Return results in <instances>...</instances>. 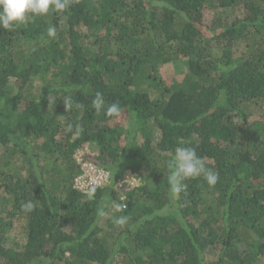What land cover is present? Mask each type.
I'll list each match as a JSON object with an SVG mask.
<instances>
[{"label": "trees", "instance_id": "trees-1", "mask_svg": "<svg viewBox=\"0 0 264 264\" xmlns=\"http://www.w3.org/2000/svg\"><path fill=\"white\" fill-rule=\"evenodd\" d=\"M179 59L188 72L171 83L160 68ZM113 103L119 117L105 114ZM87 145L112 175L92 200L74 188ZM178 146L196 149L215 186L189 179L171 195ZM127 173L142 185L123 200L115 184ZM17 225L26 241L9 247ZM118 258L264 264V0H73L0 27V264Z\"/></svg>", "mask_w": 264, "mask_h": 264}, {"label": "clouds", "instance_id": "clouds-1", "mask_svg": "<svg viewBox=\"0 0 264 264\" xmlns=\"http://www.w3.org/2000/svg\"><path fill=\"white\" fill-rule=\"evenodd\" d=\"M72 3L73 0H0V27L13 30L18 25L27 23L30 14L44 16L50 12H64L71 7ZM47 35L55 38L57 36L56 27L49 26ZM64 103L69 109L70 102L65 100ZM92 104L98 113L104 110L103 93L97 92ZM120 113L121 109L118 103L111 104L105 111L109 117H119ZM168 169L169 191L174 198H178L181 193L187 191L188 185L185 181L189 179L202 177L209 186H215L219 180L218 173L207 166L205 159L199 156L193 147H176L174 156L168 163ZM95 192L96 188L93 187L85 195L89 200H92L95 198ZM114 207L117 212H123L126 205L117 204ZM34 208L35 205L32 201L21 204L22 211L26 213L34 211ZM97 214L101 217L106 215L103 208H98ZM127 220V216L120 215L114 218V223L123 226Z\"/></svg>", "mask_w": 264, "mask_h": 264}, {"label": "built area", "instance_id": "built-area-1", "mask_svg": "<svg viewBox=\"0 0 264 264\" xmlns=\"http://www.w3.org/2000/svg\"><path fill=\"white\" fill-rule=\"evenodd\" d=\"M75 154V159L80 167V173L74 179V188L82 193L88 192L91 188L109 186L111 183V172L87 157L85 149ZM142 185L141 178L133 173H127L115 184V190L121 195V199L127 198V193ZM126 205V203H123Z\"/></svg>", "mask_w": 264, "mask_h": 264}, {"label": "rangeland", "instance_id": "rangeland-1", "mask_svg": "<svg viewBox=\"0 0 264 264\" xmlns=\"http://www.w3.org/2000/svg\"><path fill=\"white\" fill-rule=\"evenodd\" d=\"M213 20H215L214 12H208L205 16V21L208 24H212ZM188 66L189 64H188L187 59H179V60L170 62L166 64L165 66H162L160 68V72L163 75L164 79L168 80L171 83H176V82L181 81V79L187 74ZM87 146H88L87 150L85 149L84 151L86 152L87 156H90L89 158L94 159V157L98 155L97 151L94 150L93 145H87ZM107 221H108L107 215L101 217L102 226L105 227L107 225ZM16 228L10 235V240L7 244L9 247H13L15 245V241H19V243H22V244H24L26 241L22 228H20L19 225H17ZM41 260H44V259H41ZM44 261L47 262L48 260L46 259ZM36 264H40V262H37ZM114 264H123V261L120 258H118V260H116Z\"/></svg>", "mask_w": 264, "mask_h": 264}]
</instances>
